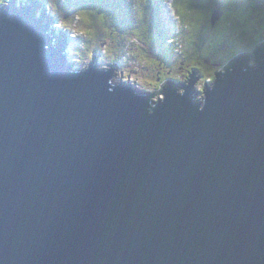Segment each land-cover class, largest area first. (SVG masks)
<instances>
[{
	"label": "water",
	"instance_id": "95a60500",
	"mask_svg": "<svg viewBox=\"0 0 264 264\" xmlns=\"http://www.w3.org/2000/svg\"><path fill=\"white\" fill-rule=\"evenodd\" d=\"M36 7L0 9V264H264V45L159 101Z\"/></svg>",
	"mask_w": 264,
	"mask_h": 264
},
{
	"label": "rangeland",
	"instance_id": "374dc122",
	"mask_svg": "<svg viewBox=\"0 0 264 264\" xmlns=\"http://www.w3.org/2000/svg\"><path fill=\"white\" fill-rule=\"evenodd\" d=\"M11 1L19 6H31V3L38 6L35 8L37 15L44 14L51 21L50 26L58 29L57 41H66L63 44L69 52L68 61L76 68L83 70L93 58L97 59L101 68L115 66L116 82L136 84L143 91L155 93L156 100L163 98L160 90L168 81L185 82L192 74L196 78L194 85L197 97H202L201 91H204L205 85L210 87L215 76L224 73L228 64L237 56L244 55L253 64V60L246 56L254 53L257 50L255 46L264 40V29L255 28L256 19L253 18L258 13L264 16V10H253L260 7L264 9V0H216L224 9L216 11L219 14L215 21H219L216 32L210 30V10H195L194 19L191 14L190 20L185 18L182 22V18L174 17L175 14L177 18L173 8L174 0H160L161 8L164 3L167 8L171 5L174 10H164L160 17L163 20L160 27L170 35V39L159 47L158 42L163 33L150 22L151 17H156L153 15L154 10L149 15L145 13L149 0L137 2L140 9L137 10V20L133 18L135 15L123 13L126 6L120 10L123 14L115 17L113 12L117 8L111 5L108 9L109 0L108 10L105 11L99 10V4L98 10L83 8V0H0V9ZM120 1L113 0L115 4ZM178 11L185 16L188 10ZM62 22H66V25ZM226 28L229 29L227 36L218 44L216 33ZM189 30H193V35L188 38ZM210 48L225 51L210 56ZM250 48L252 51H246ZM157 52L160 60L153 63Z\"/></svg>",
	"mask_w": 264,
	"mask_h": 264
},
{
	"label": "trees",
	"instance_id": "16d2710c",
	"mask_svg": "<svg viewBox=\"0 0 264 264\" xmlns=\"http://www.w3.org/2000/svg\"><path fill=\"white\" fill-rule=\"evenodd\" d=\"M108 0H83V2L81 3V6L83 7V8H86V9H89V8H92L91 10H98V7H97V5L99 6V10H108L109 8H111V5L113 6V8L114 9H116L117 8V10H114V12H113V15L115 16V15H117V14H126L127 15V13L129 14H133V15H135L133 18L134 19H136L137 17H136V14H137V10H140V9H138V7H137V2L139 1V0H121L120 2H119V4H115L114 2H113V0H109L110 1V4H109V7H108V9H107V2ZM157 3H155V1L154 0H149L148 1V7H146V11H145V13L147 14V15H149L150 14V12L152 11V10H154V13H153V15H155L156 17H151L150 18V22L151 23H153V24H155V26L154 27H156V23H160L159 22V20H158V18H159V10H160V4H161V1L160 0H157L156 1ZM57 4V3H56ZM173 4H174V9L176 10V12H177V16H178V18H182L183 20H182V22H184V19L186 18V20H190L191 19V14L193 15V19H194V12H195V10H197V11H203V10H210V13H211V15H210V17L212 18V16H213V14L215 13V11L216 10H224L223 9V7L216 1V0H202V1H200V0H178V2H177V0H174L173 1ZM125 6L127 7L125 10H123L124 8H125ZM96 7V8H95ZM120 10H123V13H121L120 12ZM178 10H188L187 11V15H185V16H183ZM117 12V13H116ZM143 12V11H142ZM142 14V13H141ZM116 17V16H115ZM129 19H130V17H129ZM254 19H256V18H254ZM124 20H126V16L124 15ZM137 20V19H136ZM185 20V21H186ZM259 20L261 21V20H264V16H263V18L262 19H260V18H257L256 19V26H255V28H257V27H259V28H261V29H264V24L263 25H257V23L259 22ZM130 21V20H129ZM131 22V21H130ZM64 25H66V22H62ZM132 23V22H131ZM192 23V22H191ZM211 23H212V20H211ZM210 22H209V25L211 26L210 27V30L212 31V32H216L215 30L217 29V25L216 26H214L213 24H211ZM219 23V22H218ZM186 25H187V23H186ZM131 26H133L132 24H131ZM190 28V27H189ZM161 30H162V28H161ZM229 31V29H223L222 31H220L219 33H216L217 34V36H216V41H217V43L218 44H220L221 43V41H223L224 40V38H226V36H227V32ZM230 31H232V30H230ZM163 32V31H162ZM189 32H190V34H188L187 35V37L189 38V37H191L192 35H193V30H189ZM264 41V40H263ZM262 41V42H263ZM223 43V42H222ZM158 46L157 47H159V46H162L163 44H164V42L163 41H159L158 42ZM222 45V44H221ZM220 45V46H221ZM249 50V49H248ZM184 51H185V48H184ZM225 50H223V51H220L219 49L217 50H215V49H213V48H210L209 49V55L210 56H216V55H219L221 52H224ZM158 54H159V52H157V58L154 60V61H152L153 63L156 61L157 62V59H158V61L160 60L159 59V56H158ZM152 63V64H153Z\"/></svg>",
	"mask_w": 264,
	"mask_h": 264
},
{
	"label": "clouds",
	"instance_id": "9594fccd",
	"mask_svg": "<svg viewBox=\"0 0 264 264\" xmlns=\"http://www.w3.org/2000/svg\"><path fill=\"white\" fill-rule=\"evenodd\" d=\"M160 7H161V6H160ZM173 8H174V7H173ZM164 10H174V9H171V5H170L169 8H167V7H166V4L163 3V8H160V10H159V18H158L159 22H161V23H162L163 20H161L160 17H161V15L164 13ZM218 10H219V9H218ZM216 11H217V10H216ZM216 11H215V13H216ZM215 13H214V14H215ZM221 13H222V12H221ZM214 14H213V16H214ZM213 16H212V17H213ZM174 17H175V19H179L178 16H177V18H176V15H175V14H174ZM47 19H48V18H47ZM211 20H212V18H211ZM168 21H170V20H168ZM218 22H219V21H218ZM218 22L215 23L214 26H216V25L218 24ZM161 23H159V24L156 23V27H155V28H162V27H160V26H161ZM171 23H172V20H171ZM57 31H58V29H57ZM162 31H163V29H162ZM163 34H164L163 42H164L165 40L170 39V35H168L166 32L164 33V31H163ZM165 34H166V35H165ZM62 41H64V39H62ZM263 45H264V41L261 42L259 45H256L255 47H256L257 50H258V48H259L258 46L261 47V46H263ZM63 46H65V45L63 44ZM162 46H163V45H162ZM252 48H253V47H252ZM252 48H250L249 50H246V51H252ZM239 53H240V51L237 52L235 55H238ZM243 56H244V55H242V56H237L234 60H232V61L228 64V66H230V64H231L233 61H235L236 59H238V58H240V57H243ZM246 57H247V58H251L252 60L254 59V57H253V53H252V54H248ZM251 59H250V60H251ZM90 64H91V63H90ZM90 64H89V65H90ZM89 65H88V66H89ZM96 65H97V69H99V70H104V71H109V70H110V68H108V69L101 68V67L99 66V64L97 63V61H96ZM88 66H86L85 68H87ZM113 67L115 68V66H113ZM85 68H84V69H85ZM111 68H112V67H111ZM115 69H116V68H115ZM112 74L115 75V77H114L113 79L116 80V76H117L116 73L113 72ZM194 74H196V73L194 72ZM191 76H192V75H191ZM187 78H188V79H187L185 82H183V81H180V82L178 81V82H177V80H176L174 83L171 82V81H168L167 84H168V83L173 84V87H174V86H176V87L178 86L177 88H179V86H181V85L188 86L187 84H188V81H189V77H187ZM168 79H169V78H166V80H168ZM195 79H196V78H195ZM166 80H164V81H166ZM174 80H175V79H174ZM164 81H163V82H164ZM120 82H122V81H120ZM118 83H119V82H118ZM122 83H124V84H126V85H129V86H131V87L134 86L133 88H138V89H139V87H137L136 84H130V83H127V82H126V83H125V82H122ZM194 84H195V83H194ZM165 86H166V85H165ZM165 86H164V87H165ZM193 87H194V91H195V85H193ZM206 87H207V86L205 85V89H204L203 92L201 91V94L204 95V92L206 91ZM162 88H163V87H162ZM140 90H141V89H140ZM141 91H143V90H141ZM161 91H162V90H160V92H161ZM143 92H147V93H151V94H153V95H156L155 93L150 92V91H143ZM162 96H163V95H162ZM202 97H203V96H202ZM200 98H201V97H200ZM158 100H159V101H160V100H163V98H159Z\"/></svg>",
	"mask_w": 264,
	"mask_h": 264
},
{
	"label": "flooded vegetation",
	"instance_id": "af4514ba",
	"mask_svg": "<svg viewBox=\"0 0 264 264\" xmlns=\"http://www.w3.org/2000/svg\"><path fill=\"white\" fill-rule=\"evenodd\" d=\"M155 1V3H157L156 1L157 0H154ZM253 10H264L262 7H260V8H254ZM253 18H260V19H262L263 18V15L261 14V13H258V14H256ZM264 24V20H259V22H258V24L257 25H263ZM158 30H160L161 32H162V30H161V28H158ZM163 33V32H162ZM163 39H164V34H163V37H162V39H161V41H163ZM160 41V40H159Z\"/></svg>",
	"mask_w": 264,
	"mask_h": 264
},
{
	"label": "bare ground",
	"instance_id": "6f19581e",
	"mask_svg": "<svg viewBox=\"0 0 264 264\" xmlns=\"http://www.w3.org/2000/svg\"><path fill=\"white\" fill-rule=\"evenodd\" d=\"M68 52V51H67ZM68 54H69V52H68ZM65 56V55H64ZM66 57L68 58V55H66ZM154 96H156V95H154Z\"/></svg>",
	"mask_w": 264,
	"mask_h": 264
}]
</instances>
